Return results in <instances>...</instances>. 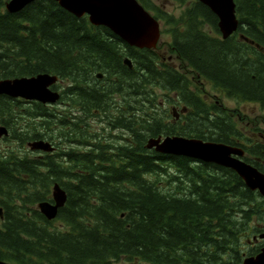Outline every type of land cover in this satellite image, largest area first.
<instances>
[{
    "label": "trees",
    "instance_id": "obj_1",
    "mask_svg": "<svg viewBox=\"0 0 264 264\" xmlns=\"http://www.w3.org/2000/svg\"><path fill=\"white\" fill-rule=\"evenodd\" d=\"M7 1L0 0V79L48 72L68 83L62 112L0 94V125L8 130L0 151V259L239 264L243 253H256L260 246L235 244L264 231V198L231 169L145 144L159 135L234 143V121L226 108L202 102L198 77L264 110V0H234L238 27L226 39L197 0H176L185 5L178 15L139 0L169 26L167 47L178 67L163 60L158 46H129L54 0H35L17 13L4 9ZM171 91L190 108L181 121L166 106L174 103ZM38 139L66 146L54 142L53 152L35 155L21 150ZM248 153L264 157L259 145ZM250 163L264 172L255 158ZM56 182L67 200L55 220H46L33 205L51 200Z\"/></svg>",
    "mask_w": 264,
    "mask_h": 264
},
{
    "label": "water",
    "instance_id": "obj_2",
    "mask_svg": "<svg viewBox=\"0 0 264 264\" xmlns=\"http://www.w3.org/2000/svg\"><path fill=\"white\" fill-rule=\"evenodd\" d=\"M35 0H8L5 8L15 13ZM59 6L77 17L88 15L94 25H103L112 30L118 37L130 46L151 49L159 39V22L153 18L136 0H55ZM207 6L218 18V29L222 38H227L237 30L238 19L234 0H198ZM258 46V44H256ZM131 67L129 58L123 60ZM101 76L100 73L97 74ZM58 76L48 72H40L33 76L0 79V94L11 98L34 100L43 104L55 103L60 94L51 87L57 82ZM7 134L5 126H0V137ZM31 150L52 151L53 145L45 140L28 142ZM147 148L157 152L183 155L199 161L212 162L234 170L250 190H258L264 197V173L252 165L240 160L243 155L239 147L223 143L202 141L182 136H166L161 139L149 138ZM52 201H40L37 206L40 213L52 220L57 216L58 209L66 201V192L58 183L51 190ZM262 237V236H261ZM0 264H10L0 260ZM240 264H264V246L258 253L246 256Z\"/></svg>",
    "mask_w": 264,
    "mask_h": 264
},
{
    "label": "rangeland",
    "instance_id": "obj_3",
    "mask_svg": "<svg viewBox=\"0 0 264 264\" xmlns=\"http://www.w3.org/2000/svg\"><path fill=\"white\" fill-rule=\"evenodd\" d=\"M152 1L158 4L162 10L168 13H172L174 15H178L181 12V10L185 7V5L180 4L176 0H152ZM160 24H161L160 26L161 33H160V38H159L160 45L158 46V49L156 52H158V54H160L161 56H170L169 55L170 53L168 52L169 48L167 47V42L170 40V34L169 32H166L169 26L165 25V23L162 20ZM174 66L178 67V63L175 59H174ZM199 81L201 84L198 88V92H201L200 94L201 98L204 99L207 103H208V99L214 100V103L215 101L220 102L222 106H224L228 110L229 113L231 112L233 113L231 115H233L234 118L238 117L237 118L238 121L235 123L238 126L241 133L243 132L246 135H249L250 130H248V128L254 130L255 136L258 135L259 132L264 131V130H261L262 127L264 129V110L260 108L258 103L251 102V101H241V100L229 98L223 92L215 88H212L208 81L203 80V79H199ZM192 82L194 84V88H196L195 82L193 81V79H192ZM67 83L68 81L59 82V84L56 86V89L62 92V90L67 85ZM155 92L159 96L158 100L159 101L163 100V92L159 89H156ZM172 94L173 93H171L170 95L172 96ZM202 95H204V97ZM166 106L168 107L169 105H166ZM53 107H57V110H59L60 112H62V110L65 108L64 106H62V103L58 104V102L57 104L55 103L53 105H49V108H53ZM161 109L164 110L165 107H162ZM168 110L170 109L168 108ZM182 119L183 118H179L180 121ZM93 125L95 128L99 127L97 126V124H93ZM119 133H120L119 131L113 132V134H116V135ZM250 136H253V135L250 134ZM54 142L57 143L61 148H65L64 146H66L65 143H59L58 139H55ZM7 145L8 143L6 141L0 140V151H4V149L7 148L6 147ZM256 145L257 144H255L253 147H250V149H253ZM21 150H28L26 143L22 145ZM35 154H40V153L32 152V154L30 155H35ZM33 206L34 208L37 209V203H35V205ZM261 223L264 224V221H262ZM253 224L257 225V222L255 221L253 222ZM54 225L57 226L59 225V223L54 222ZM251 236H252V233L249 232L247 237L242 238V242L239 241L235 245L237 247L241 246L242 249L247 248V246H249L248 240L251 238Z\"/></svg>",
    "mask_w": 264,
    "mask_h": 264
},
{
    "label": "flooded vegetation",
    "instance_id": "obj_4",
    "mask_svg": "<svg viewBox=\"0 0 264 264\" xmlns=\"http://www.w3.org/2000/svg\"><path fill=\"white\" fill-rule=\"evenodd\" d=\"M174 59H175V57H173V56H170L168 58V60L171 62V64L173 66H174ZM59 93L61 94L60 91H59ZM171 93H173L172 96H171V100L174 103H178V104L177 105H175L174 103L173 104H168L169 105L168 108L171 111H173V114L175 115V117L177 119H179L180 117H182V115L183 116L185 115V112L183 113V108H181L183 106V104L179 101L178 95H177V93L175 91H171ZM202 96L204 97V95H202ZM202 100H203L202 102L207 103L204 99H202ZM209 101L212 102L214 100H209ZM160 104H162V102ZM214 104L218 105V108H223V106H222V104L220 102L215 101ZM226 113H227V118H229L230 120L235 121V122L238 121V119H237L238 117L234 118V116L231 115V114H233L232 112L229 113L228 111H226ZM208 117L210 119L211 117H213V114H211L209 112ZM248 130H250V134L253 135V136H250V134L246 135L245 133L242 132L241 133L242 138L234 137L233 138L234 143H230V145L240 146V147H242L245 150V149H250V147H253L255 144H257L259 146H262V148L264 150V131L259 132L258 135L255 136L253 129L248 128ZM261 130H264L263 127L261 128ZM240 139H242V140H240ZM0 140H4V137H1ZM51 143L54 144L53 142H51ZM254 158L256 160H258L259 163L264 165V157L259 156V157H254ZM248 244H249V246H260V245L264 244V239H257L256 241H250V242H248Z\"/></svg>",
    "mask_w": 264,
    "mask_h": 264
},
{
    "label": "bare ground",
    "instance_id": "obj_5",
    "mask_svg": "<svg viewBox=\"0 0 264 264\" xmlns=\"http://www.w3.org/2000/svg\"><path fill=\"white\" fill-rule=\"evenodd\" d=\"M7 11V10H6ZM11 13V12H10ZM190 138H196V137H190ZM205 141H212V140H205Z\"/></svg>",
    "mask_w": 264,
    "mask_h": 264
}]
</instances>
